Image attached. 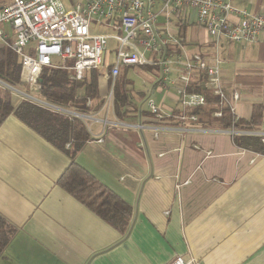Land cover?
<instances>
[{
    "label": "crops",
    "instance_id": "crops-1",
    "mask_svg": "<svg viewBox=\"0 0 264 264\" xmlns=\"http://www.w3.org/2000/svg\"><path fill=\"white\" fill-rule=\"evenodd\" d=\"M11 1L0 0V10ZM230 1L264 14V0ZM159 25L179 31L186 52L220 57L222 89L235 104L239 132H229L209 112L211 104L190 110L194 119L174 117L182 111L176 89L183 83L162 84L158 67H134L146 75L136 95L134 81L123 75L131 67L122 69L130 103L118 117L107 102L110 80L98 72L99 98L84 121L91 139L76 161L132 206L122 233L57 184L71 158L11 113L0 125V215L17 233L0 264H168L176 255L196 264H264V154L237 142L264 135V32L254 43L222 39L216 45L193 9L171 22L160 15ZM4 29L13 43L14 30ZM5 45L0 39V48ZM4 83L0 78V92ZM205 83L195 72L188 89L205 91ZM62 85L75 91L71 78ZM150 97L174 116L157 120L148 110ZM10 100L17 107L26 99L11 93ZM256 105L262 118L255 124Z\"/></svg>",
    "mask_w": 264,
    "mask_h": 264
},
{
    "label": "built area",
    "instance_id": "built-area-1",
    "mask_svg": "<svg viewBox=\"0 0 264 264\" xmlns=\"http://www.w3.org/2000/svg\"><path fill=\"white\" fill-rule=\"evenodd\" d=\"M65 1H68V7ZM193 9L197 23L212 37L216 45L222 39L250 44L264 32V14L251 13L230 0H12L0 10V39L21 59V85L29 90L42 89L46 69L63 70L74 81L85 78L86 72L97 70L110 80L107 102L112 104L115 81L126 67L149 66L161 70L162 84H183L176 91L182 111L178 115L162 110L154 98L147 100L148 110L157 120L176 117L182 121L196 118L188 112L209 104L212 115L223 117L226 109L231 116L229 132H239L240 118L236 107L221 85V59L212 61L201 52H186L184 37L177 30L159 25L160 15L168 22L182 10ZM236 16L237 20L230 17ZM10 25L16 40L9 43L4 25ZM105 24L116 32L92 33L94 25ZM119 43L110 61L109 40ZM181 66L175 77L173 72ZM195 72L206 79L205 91H190L188 85ZM13 94L65 115L89 119L87 113L68 109L64 103H52L28 95L21 85L5 84ZM209 96L215 98L212 102ZM110 98V99H109ZM239 95L234 94V100ZM88 105L91 100L88 99ZM264 141V135L262 134ZM100 141H102L100 139ZM168 264H196L193 259L176 255Z\"/></svg>",
    "mask_w": 264,
    "mask_h": 264
},
{
    "label": "trees",
    "instance_id": "trees-1",
    "mask_svg": "<svg viewBox=\"0 0 264 264\" xmlns=\"http://www.w3.org/2000/svg\"><path fill=\"white\" fill-rule=\"evenodd\" d=\"M20 72V56L11 47L5 45L0 48V78L7 84L17 86L22 83ZM97 77V70L86 72L83 80L75 81V91L70 92L62 85V81L69 79L66 71L46 69L42 75L43 87L40 94L42 98L52 103H70L78 111L88 113L93 110L94 101L99 98ZM127 86L128 83L120 81L119 78L114 84L113 108L118 117L124 115L126 112L124 108L130 103ZM10 94L8 89L0 92V125L11 113H14L50 143L69 155L71 162L57 180V184L122 233L125 232L132 218V206L76 161L77 154L91 139L84 120L59 113L30 100H23L14 107ZM88 99L91 100L90 105L87 104ZM209 99L212 102L215 100L211 96ZM102 104L100 102V105ZM260 109L259 105L255 106L254 116L250 122L256 124L261 120ZM212 110L214 108L209 112H213ZM221 119L227 126L231 125L232 120L228 109ZM237 142L244 148L264 154V142L260 137L242 136L237 139ZM16 233L17 229L0 215V256Z\"/></svg>",
    "mask_w": 264,
    "mask_h": 264
},
{
    "label": "rangeland",
    "instance_id": "rangeland-1",
    "mask_svg": "<svg viewBox=\"0 0 264 264\" xmlns=\"http://www.w3.org/2000/svg\"><path fill=\"white\" fill-rule=\"evenodd\" d=\"M65 2H66L67 7H68V1H65ZM91 31H92V33H109V34L116 32L113 28H111L105 24H102V26L100 24L94 25L92 27ZM118 47H119V43L116 40L111 38L109 40V45H108V49L110 51V58H109L110 61H113ZM121 75H122V73H121ZM121 75L119 77L120 79H121ZM123 75H126L127 78H130L134 81L133 91H134L135 95L138 94V92L143 89V86H144L143 80H144V78H146L144 70H142L141 68L131 67L127 71H124ZM21 88L31 97L36 98V99H43L42 95L40 94L39 91L25 89L22 86H21ZM137 98H138L139 104H141V102H142L141 98L140 97H137ZM85 121L89 122V119H86Z\"/></svg>",
    "mask_w": 264,
    "mask_h": 264
}]
</instances>
